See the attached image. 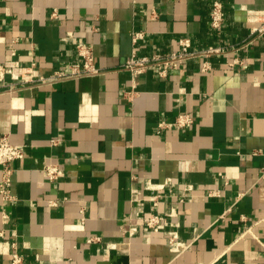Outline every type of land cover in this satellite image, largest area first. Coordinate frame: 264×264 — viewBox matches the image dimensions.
<instances>
[{
    "label": "crops",
    "instance_id": "0c3cea01",
    "mask_svg": "<svg viewBox=\"0 0 264 264\" xmlns=\"http://www.w3.org/2000/svg\"><path fill=\"white\" fill-rule=\"evenodd\" d=\"M248 9L264 11V0H0V62L13 46L48 76L87 44L101 70L0 89V134L25 147L13 198L0 195V264L14 246L22 264H264V37L240 47L255 25ZM182 37L233 51L206 74L201 60L165 79L123 69L134 53L178 51ZM186 113L193 123L176 127ZM51 164L56 180L44 173ZM174 211L190 246L180 255L165 231L145 227L151 213Z\"/></svg>",
    "mask_w": 264,
    "mask_h": 264
},
{
    "label": "built area",
    "instance_id": "2783aa9c",
    "mask_svg": "<svg viewBox=\"0 0 264 264\" xmlns=\"http://www.w3.org/2000/svg\"><path fill=\"white\" fill-rule=\"evenodd\" d=\"M57 15L55 10L53 16ZM248 19L254 23L251 29L250 38L242 43L240 47H244L252 43L258 38L264 37V11L247 10ZM226 20L225 7L222 2H213L210 9V23L212 29L220 34L222 32ZM67 36L72 37V33ZM144 39V33L137 32L133 35V41L136 43ZM237 48V47H236ZM11 58L0 62V89L8 88L9 92L16 90L17 87H38L44 85H53L66 79H77L84 76L98 75L101 70L94 64V54L91 45H77L78 60L69 64L61 65L51 75L41 73L38 63L32 62L29 65H22L16 59L17 50L11 46ZM233 51V47L224 45L209 46L207 48L195 49L193 42L188 37H182L179 40V50L171 53H156L150 56H137L135 53L124 63L123 69L129 71L133 77L145 73L148 69L153 68L160 78H167L169 74L179 69L180 66L193 61L201 60V73L206 74L211 71L210 59L215 56L227 55ZM238 63V61H236ZM10 83H7V81ZM193 123L190 114H181L175 121L176 127L182 129ZM166 124L161 123L159 128H165ZM58 139H52L50 143L57 145ZM25 156V147L13 144L8 133L0 134V195L4 201H10L13 197L11 194L15 169L12 164L16 160L23 159ZM44 173L50 180H56L59 176V167L56 164L46 165ZM154 205L157 201L154 199ZM181 212L174 211L169 214L160 215L159 213H151L145 222V227L151 231H165L168 242L172 250L177 255L182 254L189 249V245L180 240L177 222ZM98 240L97 238L89 239V242ZM22 256L17 253L16 246L11 254V264H22Z\"/></svg>",
    "mask_w": 264,
    "mask_h": 264
}]
</instances>
